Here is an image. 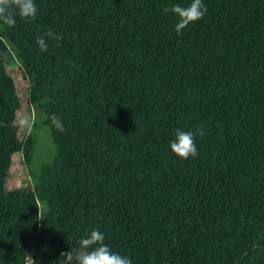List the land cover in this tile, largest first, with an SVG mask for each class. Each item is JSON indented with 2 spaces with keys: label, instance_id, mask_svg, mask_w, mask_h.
<instances>
[{
  "label": "trees",
  "instance_id": "16d2710c",
  "mask_svg": "<svg viewBox=\"0 0 264 264\" xmlns=\"http://www.w3.org/2000/svg\"><path fill=\"white\" fill-rule=\"evenodd\" d=\"M203 2L179 34L165 8L191 0H34V19L9 8L0 264H63L92 230L132 264H264V0ZM16 68L56 146L39 174ZM177 129L193 132L194 157L170 151ZM16 162L26 177L11 186Z\"/></svg>",
  "mask_w": 264,
  "mask_h": 264
},
{
  "label": "clouds",
  "instance_id": "9594fccd",
  "mask_svg": "<svg viewBox=\"0 0 264 264\" xmlns=\"http://www.w3.org/2000/svg\"><path fill=\"white\" fill-rule=\"evenodd\" d=\"M13 6L18 10V15L24 19H34L37 15L34 0H14V4L13 0H0V21L8 26H13L16 23L15 16L9 14V8ZM165 12H171L178 18L175 30L179 34L189 24L202 19L207 12V7L203 0H191L187 6L173 4L170 8H165ZM36 43L41 51L47 50V44L42 36L37 38ZM52 123L58 130H64V126L58 118L53 117ZM169 149L182 159L194 157L197 154V147L193 132L177 129L174 139L169 143ZM104 239L102 232L92 230L89 235L81 239V250L75 256L71 250L61 253L63 264H132L129 257L112 251L103 242Z\"/></svg>",
  "mask_w": 264,
  "mask_h": 264
},
{
  "label": "rangeland",
  "instance_id": "374dc122",
  "mask_svg": "<svg viewBox=\"0 0 264 264\" xmlns=\"http://www.w3.org/2000/svg\"><path fill=\"white\" fill-rule=\"evenodd\" d=\"M1 30V29H0ZM5 42L9 46L13 53V58L17 59V49L10 39L4 38ZM22 65L21 61L19 60ZM15 76L17 80L18 94L21 99V107L18 112L17 123L20 127V136L25 134L27 124L29 125L28 133L32 134L35 139L36 145L34 150V156L32 164L27 168L31 174H39L41 166L44 163L51 162L56 154V146L51 136L49 127L45 124V112L38 105L29 106L26 103L25 93L27 92V81L24 78V74L19 70L15 69ZM26 170L22 168L19 162L13 166L10 180L11 186H19L22 180L25 179ZM31 177H29V180Z\"/></svg>",
  "mask_w": 264,
  "mask_h": 264
}]
</instances>
